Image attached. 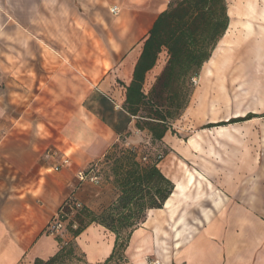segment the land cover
Masks as SVG:
<instances>
[{
	"label": "crops",
	"instance_id": "obj_1",
	"mask_svg": "<svg viewBox=\"0 0 264 264\" xmlns=\"http://www.w3.org/2000/svg\"><path fill=\"white\" fill-rule=\"evenodd\" d=\"M170 1L0 0V264H35L56 255L60 245L46 228L66 201L98 211L111 200L102 181L80 177L116 144L140 151L149 141L124 104L144 43ZM227 3L229 28L198 79L205 88L214 74L240 78L251 92L243 106L233 98L225 116L229 100L194 90L183 119L196 115L201 125L189 130L187 145L172 132L164 137L169 153L161 164L168 159V170L159 168L175 190L133 233L127 264H148V256L161 264H264V150L258 160L248 149L243 163L225 168L217 160L225 153L230 158L229 152L214 144L235 149L264 139V0ZM167 61L163 50L146 73L144 92ZM3 83L34 84L35 90H2ZM249 113L263 117L202 129ZM258 124V136L215 139L221 130ZM240 152L232 157L241 158ZM190 159L207 162L191 172L183 163ZM114 243V235L95 224L76 240L90 264L106 261Z\"/></svg>",
	"mask_w": 264,
	"mask_h": 264
},
{
	"label": "trees",
	"instance_id": "obj_2",
	"mask_svg": "<svg viewBox=\"0 0 264 264\" xmlns=\"http://www.w3.org/2000/svg\"><path fill=\"white\" fill-rule=\"evenodd\" d=\"M230 25L227 0H171L168 8L156 19L146 39L136 65L132 83L127 87L124 110L137 118L136 127L150 139L141 150L116 144L104 162L113 164L114 199L98 211L68 200L59 210L57 219L68 221L66 233L56 236L59 251L48 260L37 259L35 264H65L76 256V240L91 225L105 228L114 235V248L103 264H127L126 251L133 233L142 227L151 210L163 209L175 190L159 165L169 151L162 144L168 132L177 135L173 125L189 106L193 95V79L210 60L218 43ZM163 50L168 61L154 87L145 93V76L157 63ZM249 113L228 122L205 125L211 129L261 118ZM119 150V151H118ZM119 153L118 156L114 153ZM101 165V164H100ZM98 166L100 182L102 174ZM95 165L90 167L93 168ZM46 228V234L49 226ZM76 226V228L74 227ZM69 235V239L64 236ZM85 264H90L88 261ZM101 264V263H100Z\"/></svg>",
	"mask_w": 264,
	"mask_h": 264
},
{
	"label": "rangeland",
	"instance_id": "obj_3",
	"mask_svg": "<svg viewBox=\"0 0 264 264\" xmlns=\"http://www.w3.org/2000/svg\"><path fill=\"white\" fill-rule=\"evenodd\" d=\"M68 15H66L67 17ZM65 34V38L68 39L70 38V36H72V32H64ZM248 80H244V79H240V78H233V77H219L218 75L214 74L212 76V78L210 79L209 83L207 84V86H205V88H202V85L199 81V79L197 78V83L193 86V90H198L200 92V90H209L210 92V98L213 100L216 99H222L224 98L225 100H229V104L228 107H226L225 110H223L222 112H225V116L226 115H230L232 111V106H235L234 102L232 101L233 98H241V105L243 106V104L245 103V100L242 101L249 93V91L251 92V90H248V82H246ZM2 90H35L34 89V84L32 85V87H28L26 88L24 86L23 87H10L6 84H2ZM145 92H148V90H145ZM149 93V92H148ZM237 100V99H236ZM184 114L182 115V117L177 120L175 122L176 126H177V130H181V134L177 133L178 138L182 141L181 143L184 145H187L189 137L191 133L189 130L194 131V129H197L201 124L200 119H198V117L196 115H192L188 118L183 119ZM243 127V126H242ZM261 126L255 125V126H251V127H246L244 129H239V132H235V131H228V130H221L220 133H218L215 136L216 138L220 139H228V140H232L234 135H240L241 137H247L250 133L251 134H255V135H260L262 134L261 132ZM260 132V133H258ZM184 141V142H183ZM193 140L190 141V143ZM247 141V140H246ZM215 145L219 146L218 149H222L223 152H229V156L230 158L227 156V153H225V156L222 158H219V160H217V162H219V166H225V168H231L233 167L234 162L236 161H240L241 163H243L245 161V159L243 158L245 155H247L246 153L248 152V149H252L253 152L255 151L256 155L255 157H257V159L259 160V158H263L262 155H260V153L263 152L264 150V139L260 138V140L257 139L256 143H241L240 147L238 145H236L235 149H234V145L232 143H222V145L220 146V142L219 143H214ZM208 149H213V147L211 145H209ZM214 149H216L214 147ZM239 149L241 150L240 155L242 156L241 158H233L232 157V153L233 151L238 152ZM119 151V150H118ZM223 153V154H224ZM118 152L114 153V155L118 156ZM164 161V160H163ZM168 159L163 162V164L160 165L161 169L163 171H167V167L166 165L168 164ZM183 162V160H181ZM167 162V163H166ZM207 162L206 159H190V162H183L185 164V166L189 167V170L191 172H193L194 170H198V167H201L203 164H205ZM101 167V174H102V186L105 190V193L108 194V199L112 198L116 191L114 190V187L112 185V180L110 178L113 177L112 175V168H113V164L112 163H108V160H106V162H102L100 163ZM182 165V164H181ZM183 166V165H182ZM231 183V182H228ZM107 202H105L104 205H107L106 203H108V200H106ZM66 232H64L63 234H65ZM87 262L86 256L85 254L82 252V250L76 246V256L74 258V260L72 261H67L65 264H85ZM147 262L148 264H155L156 262H160L158 259L154 258V256H148L147 257ZM103 264V263H101Z\"/></svg>",
	"mask_w": 264,
	"mask_h": 264
},
{
	"label": "built area",
	"instance_id": "obj_4",
	"mask_svg": "<svg viewBox=\"0 0 264 264\" xmlns=\"http://www.w3.org/2000/svg\"><path fill=\"white\" fill-rule=\"evenodd\" d=\"M112 13L114 14H118L119 10L117 7H113L112 8ZM193 83L196 84L197 83V79H193ZM69 164V160L66 158L63 160V165H68ZM60 170L59 167L56 168V171ZM98 173V166H94L93 168H91V170H89V173L87 175H83L80 177V179L83 180H89L90 182L94 183V184H99L100 183V179L97 175ZM82 205L80 203H76V208L79 209L81 208ZM68 221H63L61 219H57L54 222H52L49 226L48 232L51 236H61L65 231H66V225H67ZM76 228V226H74ZM155 264H161L160 262H156Z\"/></svg>",
	"mask_w": 264,
	"mask_h": 264
}]
</instances>
